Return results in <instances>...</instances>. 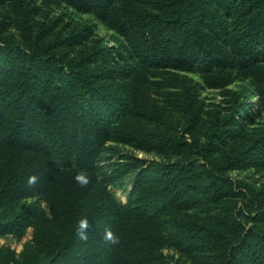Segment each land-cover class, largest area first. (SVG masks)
<instances>
[{
  "label": "trees",
  "instance_id": "obj_1",
  "mask_svg": "<svg viewBox=\"0 0 264 264\" xmlns=\"http://www.w3.org/2000/svg\"><path fill=\"white\" fill-rule=\"evenodd\" d=\"M51 2L95 15L118 34L117 44L66 56L60 48L82 33L63 36L37 21L42 4ZM2 6L9 7L22 40L0 36V150L11 148L0 157V209L30 175L53 165L52 154L78 170L64 172L49 189L63 208L44 251L23 261L0 253V264H163L169 227L178 247L214 254L212 264H264L263 231L236 221L233 209L210 220L194 212L202 201L237 195L228 171L240 164L264 168V129L256 135L243 131L256 112H264V0H0ZM109 56L135 58L145 69L131 89L114 80L122 69L107 66ZM148 72L191 128L200 118V85L189 74L222 87L238 72L250 82L253 103L233 100L227 117L198 147L128 118L132 95L138 99ZM108 142L174 158H133L105 170L109 184L130 175L122 204L106 188L76 179L79 170L93 169L102 150L117 148ZM35 214L29 207L2 217L0 231L22 233ZM84 217L90 225L86 240L77 235ZM109 228L115 243L104 238Z\"/></svg>",
  "mask_w": 264,
  "mask_h": 264
},
{
  "label": "rangeland",
  "instance_id": "obj_2",
  "mask_svg": "<svg viewBox=\"0 0 264 264\" xmlns=\"http://www.w3.org/2000/svg\"><path fill=\"white\" fill-rule=\"evenodd\" d=\"M9 16V7L2 6L0 8V36H7L15 42H20L22 40L21 31ZM36 20L52 25L53 29L60 31L63 36L82 33L81 36L73 38L72 44L60 48L68 57L76 55L80 49L103 48L117 44L118 34L104 21L93 14L79 12L66 3H43L36 15ZM105 62L107 66L122 69L121 74L116 75L114 80L127 85L129 89L136 82L135 77L145 71L135 58L122 61L113 60V56H109ZM127 67H130V72L124 71ZM189 75L200 85L198 94L200 118L194 128H191L186 117L179 110L169 105L162 94L164 89L160 88L157 83L158 78L150 72L146 74L147 78L139 84L138 99L132 95L128 118L150 128L161 129L181 136L199 147L209 139L214 124L221 123L227 117L234 101L238 104L242 101L245 104L253 103L251 98L253 90L250 82L238 72L231 75L228 83L222 87H208L199 75ZM262 129H264V112L260 111L254 114L252 121L244 125L243 131L248 135H256ZM107 145L117 146V148L112 151L102 150L92 170H79V172L83 171L94 187L106 188L122 204L128 200L127 193L131 188L130 175H126L120 184H109L105 182L103 175L105 170L111 169L115 162L129 161L133 158L152 161H168L174 158L156 150L145 151L114 142H108ZM10 151V147H3L0 150V157L7 155ZM215 154L216 152L211 157ZM51 158L53 165L51 163L44 167V172L41 175H36L38 179L34 184H29L27 181L16 198L5 201L3 209H0V219L3 217V220L23 209L29 207L35 209L36 214L32 223L22 233L5 229L0 231V253H12L14 260L23 261L32 253L44 251L45 242L52 230L57 212L63 208V201L59 195L49 189L62 182L64 172L78 170L76 166L68 165L64 159L60 160L54 154L51 155ZM35 163L38 166L41 165ZM227 174L233 180L237 195L226 200L222 199L218 203L202 201L194 208V212L210 220L214 214L229 213V210L233 209L236 221L242 223L247 229L254 228L264 232V168L240 164L237 168L228 171ZM173 232L174 230L170 227L165 229L167 242L162 250L163 264H212L214 254L178 247L170 238ZM2 258L4 261H8L7 257ZM7 264H13V261H8Z\"/></svg>",
  "mask_w": 264,
  "mask_h": 264
},
{
  "label": "clouds",
  "instance_id": "obj_3",
  "mask_svg": "<svg viewBox=\"0 0 264 264\" xmlns=\"http://www.w3.org/2000/svg\"><path fill=\"white\" fill-rule=\"evenodd\" d=\"M37 179H38V177L35 174L30 175L28 177V183L34 184L37 181ZM76 179L83 184H87L89 178L82 171V172L77 174ZM88 227H90L88 219L86 217L80 219L79 224H78V228H77V235L79 236L80 239L86 240L88 238V232L86 231V229ZM104 238L106 240L113 242V243L117 242V240H118V237L113 234V232L110 228L105 230Z\"/></svg>",
  "mask_w": 264,
  "mask_h": 264
}]
</instances>
